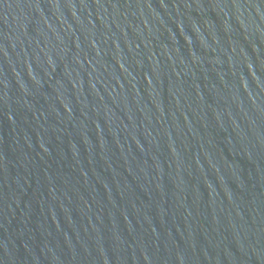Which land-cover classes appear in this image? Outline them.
Returning a JSON list of instances; mask_svg holds the SVG:
<instances>
[{
  "label": "water",
  "instance_id": "water-1",
  "mask_svg": "<svg viewBox=\"0 0 264 264\" xmlns=\"http://www.w3.org/2000/svg\"><path fill=\"white\" fill-rule=\"evenodd\" d=\"M0 264H264V0H0Z\"/></svg>",
  "mask_w": 264,
  "mask_h": 264
}]
</instances>
